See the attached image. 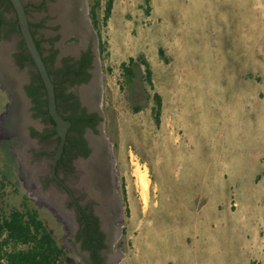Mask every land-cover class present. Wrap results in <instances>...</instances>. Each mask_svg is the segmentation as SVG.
Masks as SVG:
<instances>
[{"label": "rangeland", "instance_id": "1", "mask_svg": "<svg viewBox=\"0 0 264 264\" xmlns=\"http://www.w3.org/2000/svg\"><path fill=\"white\" fill-rule=\"evenodd\" d=\"M102 38L101 109L124 229V254L112 264H262L264 0H114ZM130 57L136 76L127 84ZM9 102L0 84V120ZM15 141L0 132V205L26 196L64 248L65 226L28 193ZM136 162L151 179L145 208Z\"/></svg>", "mask_w": 264, "mask_h": 264}, {"label": "water", "instance_id": "2", "mask_svg": "<svg viewBox=\"0 0 264 264\" xmlns=\"http://www.w3.org/2000/svg\"><path fill=\"white\" fill-rule=\"evenodd\" d=\"M10 1L14 7L28 52L43 80L46 89L48 112L55 123V130L59 137L58 146L54 155V166L63 151L71 121L65 118L57 109L55 84L32 33L29 17L32 22L42 21V26L36 28L37 37L50 38L56 35L60 36L56 45L61 48L64 54H77L88 45H94L98 53L97 36L87 16L85 0ZM43 1L45 2L44 7L37 8L36 6ZM25 3L29 5V16ZM48 44L49 42L47 40L43 41L45 47H48ZM15 47V36L0 38V84L10 98L7 113L0 120V132L4 135L16 137V141L12 143L13 151L17 156L18 170L28 193L35 201L45 203L55 213V210L47 203V197L45 195L44 179L46 176V168L45 170H42V168L45 167L47 162L46 160L42 161L40 156L37 155L39 147L35 146L34 140L30 139L27 131V127L31 123L37 124L38 127L40 126L38 120L31 117L29 98L23 90V85L28 81L30 68L29 66L22 67L16 64L14 61ZM101 93L102 79L98 55L96 82L91 87L82 86L81 94L85 103H89L91 106L98 108L103 115L101 109ZM86 135L94 147V153L85 163H93L101 175L110 173L112 190L116 198L117 214L119 215L117 224L122 229L123 226L120 227L122 217L121 200L114 190V186L117 185V169L112 149L104 133V115L103 121L99 126V132L87 131ZM71 237V230L65 229V261L67 264H83V260L79 256L77 247H75ZM123 254L122 252L121 254L119 253L117 258L110 260L111 263L116 262Z\"/></svg>", "mask_w": 264, "mask_h": 264}, {"label": "trees", "instance_id": "3", "mask_svg": "<svg viewBox=\"0 0 264 264\" xmlns=\"http://www.w3.org/2000/svg\"><path fill=\"white\" fill-rule=\"evenodd\" d=\"M148 1L146 0V2ZM44 5L43 1L35 6L43 8ZM113 5L114 0H89V17L92 28L99 37L98 47L101 54H106L108 50L107 42L102 38V32L108 26ZM25 7L29 16V5L25 3ZM8 14L10 15L8 16ZM29 21L38 48L55 84L57 109L71 121L66 143L77 145L82 154L87 155L90 148H88L87 140L84 137L85 128L91 127L97 132L96 124L101 117L97 112L87 113L86 108L80 106L77 95L66 90L68 86L85 82L90 78V74L86 71V67L90 64V49L83 52L80 58L67 55L62 57L60 64H56V55L59 50L54 48V42L59 36L39 38L36 36V28L42 26V21L32 22L30 17ZM10 36L19 37L15 52L16 64L31 68L32 78L29 83L25 84L24 89L35 103L34 109L37 110L35 115L42 116L44 121L52 125L48 129L47 136L55 135L57 134L55 123L47 107L46 89L39 71L32 69L36 66L22 37L14 7L10 0H0V38ZM45 40L49 42V47L43 45ZM46 51L47 53H45ZM136 60L144 66V79L153 89L152 69L149 61L143 54L139 55ZM134 61L135 59L130 57L127 63H122L127 84H131L135 80ZM153 100L156 109L155 119L158 121L162 106L160 93L154 92ZM32 134L39 135V132L32 128ZM65 256L66 250L59 245L40 218L38 209L28 203L26 196L20 206H11L5 210L0 205V264H66Z\"/></svg>", "mask_w": 264, "mask_h": 264}, {"label": "flooded vegetation", "instance_id": "4", "mask_svg": "<svg viewBox=\"0 0 264 264\" xmlns=\"http://www.w3.org/2000/svg\"><path fill=\"white\" fill-rule=\"evenodd\" d=\"M18 39L19 37L16 38V44ZM58 39L54 42V48L59 50L56 55V64H60L62 57L67 55L80 58L83 52L90 49V64L86 67L90 78L85 82L68 86L66 91L74 92L77 95L80 106L85 107L87 113H98L101 119L96 124V128L99 132L103 115L98 108L85 103L81 94L82 86L91 87L96 82L97 50L94 45H88L77 54H64L61 48L56 45ZM49 46L50 44H48ZM15 50H17L16 47ZM14 61L16 62L15 54ZM32 69L38 71L35 67ZM31 78L32 74L29 71L28 81L25 84L29 83ZM25 84L23 90L27 95L24 89ZM27 97L30 102L31 117L38 120L40 125L39 127L35 123L28 125V136L31 140H34L35 146L39 147L38 150L36 149L37 155L40 156L42 161L46 160L47 162L45 167L42 168V170L46 168L44 185L47 203L55 210L56 219L62 221L65 229L71 230L72 242L77 247L83 264H112L110 260L117 258L119 253L121 254L122 250L116 248V245L120 241L124 229H120L117 224L119 215L117 214L116 198L112 190L110 173L101 175L93 163H85L94 153V147L86 134L87 131H95L91 127L85 128L84 137L87 140L88 148H90L87 155L82 154L77 145H69L65 142L61 156L53 166L59 141V139L57 140L58 134L47 136L48 129L52 125L44 121L42 116L35 115L37 112L36 108L34 109L35 103L28 95ZM32 128L38 131L39 135H33ZM140 202L142 207L145 208L146 203L143 202L141 194ZM128 243L130 242L128 241Z\"/></svg>", "mask_w": 264, "mask_h": 264}, {"label": "bare ground", "instance_id": "5", "mask_svg": "<svg viewBox=\"0 0 264 264\" xmlns=\"http://www.w3.org/2000/svg\"><path fill=\"white\" fill-rule=\"evenodd\" d=\"M135 164H137L135 175L137 177L138 185L140 187V194L143 199V202L147 203L151 179L146 168L143 169L137 162Z\"/></svg>", "mask_w": 264, "mask_h": 264}]
</instances>
